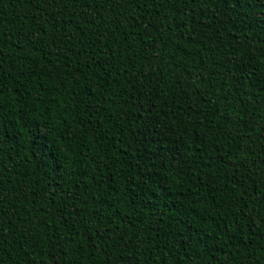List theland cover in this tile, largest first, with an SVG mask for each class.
I'll use <instances>...</instances> for the list:
<instances>
[{"label":"trees","instance_id":"obj_1","mask_svg":"<svg viewBox=\"0 0 264 264\" xmlns=\"http://www.w3.org/2000/svg\"><path fill=\"white\" fill-rule=\"evenodd\" d=\"M250 14L0 0V264H264V25Z\"/></svg>","mask_w":264,"mask_h":264},{"label":"snow or ice","instance_id":"obj_2","mask_svg":"<svg viewBox=\"0 0 264 264\" xmlns=\"http://www.w3.org/2000/svg\"><path fill=\"white\" fill-rule=\"evenodd\" d=\"M236 6L238 8H247L250 9L253 14H250L249 19L252 24L257 26L264 25V0H235ZM4 99H3V88L0 87V108L4 107ZM23 130V129H19ZM18 129H8L9 136H15L17 134ZM4 133V125L0 122V137L3 136ZM33 139H41L48 135V130L46 127L44 128H34L32 129ZM2 143V141H0ZM55 151L59 152L58 145H52Z\"/></svg>","mask_w":264,"mask_h":264}]
</instances>
